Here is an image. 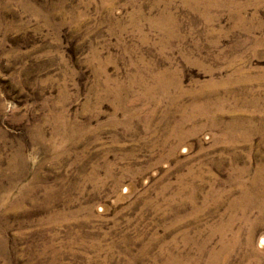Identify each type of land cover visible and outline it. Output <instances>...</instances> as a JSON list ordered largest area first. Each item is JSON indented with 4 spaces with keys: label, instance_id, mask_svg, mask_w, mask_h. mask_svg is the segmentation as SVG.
I'll return each mask as SVG.
<instances>
[{
    "label": "rangeland",
    "instance_id": "1",
    "mask_svg": "<svg viewBox=\"0 0 264 264\" xmlns=\"http://www.w3.org/2000/svg\"><path fill=\"white\" fill-rule=\"evenodd\" d=\"M262 179L264 0H0V264H264Z\"/></svg>",
    "mask_w": 264,
    "mask_h": 264
},
{
    "label": "bare ground",
    "instance_id": "2",
    "mask_svg": "<svg viewBox=\"0 0 264 264\" xmlns=\"http://www.w3.org/2000/svg\"><path fill=\"white\" fill-rule=\"evenodd\" d=\"M262 170V169H261ZM261 170H259V171H261ZM263 171V170H262ZM261 173V172H260ZM258 174V173H257ZM263 175V174H262ZM256 180V179H255ZM254 180V181H255ZM263 180V179H262ZM260 181V180H259ZM264 181V180H263ZM260 186V185H259ZM262 187H264V186H262ZM263 190V189H262ZM260 192V191H259ZM236 193V192H235ZM245 193V192H244ZM263 194H264V192H263ZM262 195V194H261ZM253 196V195H252ZM251 196V197H252ZM263 196V195H262ZM255 197V196H254ZM262 199V198H261ZM255 200V199H254ZM261 206V205H260ZM240 212V211H239ZM260 213V212H259ZM264 213V212H263ZM263 216V215H262ZM261 217V216H260ZM261 222V221H260ZM233 224V223H232ZM225 226H226V224H224ZM264 225V224H263ZM220 229V228H219ZM223 229V228H222ZM216 230V229H215ZM229 230V229H228ZM227 233H228V231H227ZM221 235V234H220ZM228 242V241H227ZM233 243V242H232ZM222 246V245H221ZM227 246H228V244H227ZM224 247V246H223ZM232 248V247H231ZM237 248V247H236ZM227 251V250H226ZM202 252V251H201ZM222 254V250H221V252L220 253H215V254H211V258L213 257V258H215V257H217V256H219V255H221ZM227 255V254H226ZM229 256V255H228ZM210 258V257H209ZM208 258V259H209ZM176 259V260H175ZM175 259H171V260H173L172 262H170L169 264H181L182 263V261L184 260V259H189L188 258V256H184L182 259L180 258V257H176ZM175 260V261H174ZM166 264V263H165ZM184 264V263H183ZM190 264H197V263H193V262H191Z\"/></svg>",
    "mask_w": 264,
    "mask_h": 264
}]
</instances>
